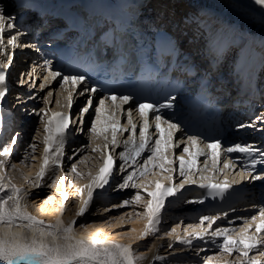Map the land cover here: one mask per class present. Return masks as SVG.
<instances>
[{"label": "snow or ice", "instance_id": "obj_1", "mask_svg": "<svg viewBox=\"0 0 264 264\" xmlns=\"http://www.w3.org/2000/svg\"><path fill=\"white\" fill-rule=\"evenodd\" d=\"M255 3L264 6V0H255ZM10 16L5 15V9L0 6V43L3 42L6 28L15 27L12 23H6L11 20ZM17 37L12 35L8 40L13 48L17 47ZM12 64L11 57L7 60V65L0 63V102L4 101L7 94L6 73L4 68ZM45 64L50 68L51 62L45 61ZM35 71V69H33ZM61 79L60 88L67 92L66 103L67 107L71 108L73 104V92L76 88L85 81V76L81 74L62 75L59 71H49L44 77V87L51 81ZM35 86V85H33ZM96 88L81 89L79 95L84 96L86 92H95ZM52 92H48L45 98V108L40 109L36 114L40 116L41 124L44 128V136L42 140L43 157L39 171L36 173L35 179L32 181L33 187H42L44 178L47 173L52 170L63 172V158L65 155V146L68 139V129L70 127V116L67 112H51L47 109L50 103ZM32 97H29L31 99ZM133 99L130 94H121L119 97L105 96L100 99L98 106L93 105L91 97H87L84 106L80 108V123H83V115L93 108L95 118L89 129L90 141L95 144L92 148L93 152L100 153L104 156L105 150L110 146L119 147L117 143V132H128L130 135L123 141L125 148L119 153L122 164L117 171L126 172L124 165L136 167L122 176V183L118 184L121 189L134 188L137 192L131 199H125L120 205L115 207H126L129 205H143L142 212H135L136 218L143 217L147 220L145 229L140 235V239L154 235L159 231V223L161 220L162 210L165 207V201L168 197L176 196L185 185H198L201 189L209 190L208 195L213 198L219 196L224 198L225 194L231 189L232 184L225 179L223 183H213L212 177L200 176L199 181L194 179V170L197 168V161L200 157H204V169L208 172L216 171L223 175L224 169H232L235 163L234 160H221V141L215 139L204 144V151L200 148L201 138L198 135H186V140L176 138V133L181 131L180 123L173 122L172 118H165L162 114L163 109H171V97L164 103H138L134 104L126 110L123 105H127ZM111 100L115 105V111L105 115V101ZM118 101V103H117ZM59 106L60 101H56ZM136 111L142 119V125L139 129L137 137V124L133 120V111ZM51 112V115L49 113ZM124 114L127 121V126H121L120 115ZM155 123V132L160 133V137L152 140L149 135L151 124L149 115ZM166 128L162 130L161 126ZM246 127V125H240ZM3 129V118L0 117V131ZM83 131V129H80ZM110 132V136L106 135ZM166 133V135H165ZM18 135V134H17ZM39 130L36 131V137H39ZM176 138V143L173 140ZM103 139L105 143L98 144L97 140ZM17 137L14 136L11 142L2 146L0 150V193L7 191L6 195H0V261L5 264H19L21 261L27 264H139V261L145 257L137 256L131 244H121L115 241L109 242L94 238H85L78 236L75 231L76 220L72 219L68 223L63 220L65 212L64 205L58 209L60 215L54 223H47L42 219L33 216L28 211V192L12 183V177L8 175L7 168L10 166L13 170L17 169V164L11 163L9 160L12 154V145L16 144ZM185 146L176 159L179 160L178 167H173L174 160L167 154L172 152L174 148ZM87 147V145H86ZM31 151L25 153L21 163L28 165L29 160H35L34 153L38 148L35 142L29 145ZM195 148V151H193ZM149 154L138 162V158L145 152ZM260 154V159L253 157L254 153ZM223 153L227 156L232 153H241L251 159V163L242 169L239 173L241 179L250 177L252 180L264 179V175H253L252 170L257 164H264V150L254 148L252 145L234 144L223 148ZM185 155L189 159H185ZM71 159V157H70ZM88 157H82L79 161L72 163L70 170L64 173L65 177L74 175L77 178H85L77 163L84 164ZM209 161L211 165L209 166ZM114 160L109 151L106 158L103 160V166L99 172L91 176V182L83 188L78 189L81 196V204L76 210L75 216L81 217L88 212L89 206L93 201V194L96 189H103L109 183L113 173ZM222 165V166H221ZM219 166V167H218ZM156 169L160 173H166L165 179L171 181L169 184H163L161 180H150L148 177L156 176ZM173 173H178L182 179L177 183L173 177ZM60 179L57 175L49 187H55L56 181ZM85 189H87V198H84ZM139 189H143L149 199H145ZM151 189V190H150ZM60 196L66 201L68 193L60 192ZM51 199V197H49ZM188 203H203L204 200L186 201ZM227 217L228 213L222 214ZM119 219H124L120 217ZM221 219V215H202L199 217L198 224H189L186 231V236L179 237L181 243L191 244L193 239L205 240L211 239L215 242L221 239L217 245L218 252L215 256L207 257L205 264H264V207L258 209L257 214L245 219L242 225L238 228L220 227L217 221ZM213 225H217L213 228ZM85 227V225H81ZM135 232V229H131ZM176 233V228H172L167 235ZM256 253V255H250ZM232 257V259H228ZM260 257V258H258ZM162 259V257H156Z\"/></svg>", "mask_w": 264, "mask_h": 264}, {"label": "bare ground", "instance_id": "obj_2", "mask_svg": "<svg viewBox=\"0 0 264 264\" xmlns=\"http://www.w3.org/2000/svg\"><path fill=\"white\" fill-rule=\"evenodd\" d=\"M197 1H200V3L193 5L192 0H189L188 3H184V1L179 3V0H174V1L165 0L164 5L167 10H174V16L177 18L176 23L178 25L186 24L188 29L193 28L191 29L192 31L194 30L201 31L205 28L209 36L215 33L219 37V39H221L223 35H227L230 31H232L230 30V28H233V32H232V35L234 34L233 41L239 42V44L242 46V51L249 53L250 59L253 60L255 65L261 64L264 62V6L256 4L255 0H197ZM181 10H183L182 13H187V14L185 15L179 14ZM184 17L190 18L189 21H192L193 18H196L197 21L196 23L189 24L187 20H184ZM202 19H204V23H205L204 27L203 25H199ZM201 33H204V32H201ZM2 103L3 101L0 103V114L3 110ZM258 113L259 112H257V114ZM258 121L259 123H264V121L260 119H258ZM39 132H40V135L39 137L36 138V140H39L40 144L38 146V151L34 153V156L36 157V159L29 160L28 165H27L28 167L27 169H29L34 174L33 177H35L36 173L39 171L40 164L42 163V160L40 159V157H43L44 146L41 142L43 135H41L42 132L40 131V129H39ZM31 140L32 139H29V144H31ZM24 142L25 140L23 136L21 138H18L16 144L12 145V154L10 158L11 160L16 161L17 159H20V160L23 159L22 153H20L21 151L20 149L24 148L25 146L19 147L18 145L24 144ZM96 143L100 144V140H97ZM3 145H7V144H3ZM3 145H0L1 150H2ZM92 146L95 147L94 144ZM14 151H16V155H18L17 158L12 157L14 155L13 154ZM91 152H93L91 149H85L83 152L78 153L74 158H71V159L70 157H72V154L67 155V157L63 159V169L67 168L69 171L72 163L77 162L75 161L76 158L82 157V156L88 157V155L92 154ZM167 154L170 156L171 152ZM0 158H3V157H0ZM99 158H101L100 153H98L96 156L97 161ZM78 164L79 163H77V167L79 169ZM155 171L157 174H159L158 173L159 169H156ZM94 172L95 170L93 171V174ZM52 173H53V176L50 179L53 180L57 175H59L61 179L56 181V186L52 188L51 190L52 194L50 196L51 199L48 198L45 201H43L40 204V206H36V203L31 201V198L28 194V198H27L28 211L33 216H36L37 218L42 219L47 223H54L57 217L60 215V213L58 212V209L61 207V205H64L65 212L62 218L65 221V223H68L72 219L76 220L75 231L78 236H82L85 238L106 240L108 233H110L107 231L110 230L111 228H114V230H116L118 227L116 225L120 224L119 222H122L123 220L118 219L117 223L115 222L110 223V225L107 226L105 229L103 227L105 226V224H108L107 223L108 220L105 219L106 216L101 217L102 219H100L99 221H96L95 223H91L89 221H91V219L94 218L93 215L95 214V211L98 210L97 209L98 206H96L97 201H99L98 204L101 205L99 206L101 207V209H104L105 211H114V209L116 208L115 207L116 205L113 204V202H111L113 200V197L109 198V196H107L104 199H100V200L96 199L97 201L92 203L91 208L88 210L87 213H85L84 216L76 217L75 216L76 210L81 204V196L78 193V189L83 188L86 184H88L89 182L88 178H90L91 176H85V178H77L74 175H72L74 176V178L78 179L76 183V188L73 189L70 186H67V184L66 185L64 184L63 172L52 170ZM161 175L166 176L167 174L160 173L155 178ZM49 176L50 175L48 172L45 178H49ZM153 177L154 176H152V178ZM152 178L151 180H153ZM28 181H30L29 183L30 185H32L33 179L28 180ZM22 182L23 181L21 180L20 183L18 184V187L23 186ZM50 183H52V181ZM23 189L27 190V188H23ZM127 190L128 188H124V193H126ZM62 191H66L68 193V200L65 201L60 196V192ZM97 191L98 189L95 191V193ZM139 191L141 192L142 195H144L145 199H149V197H147V194L144 192L143 189H139ZM102 194H103L102 191H100V193L96 195H102ZM0 195H3V193H0ZM84 198H87L86 189L84 193ZM108 198H109V201L104 202ZM38 199H41V197H37V200ZM37 207H41L42 209L39 212V214H34L32 212V209H35ZM45 209H49V212H46ZM163 213L165 214L167 221H170V218H173V220L174 219L182 220L180 222L184 223L185 229H187L189 224H198L199 220L197 219H199V217L204 215V214H198V211L194 208L188 211L187 217L185 218H182V216L180 217L177 216L178 218H174L172 215L166 214L164 212V209L162 210V214ZM112 214L114 213H111V215ZM248 218L249 217H247L246 219ZM130 219H131V224H132L131 229H135L136 231L133 232L130 229L127 232L128 238H124V240L125 239L126 240L121 241L120 243L121 244H131L137 256L145 257L144 259L139 261V264H199L200 263L199 258L194 256L195 254L193 253L195 250L200 251L198 254L207 253L209 251L218 249L217 245L220 242H222L221 239H217L215 242H213L211 239L206 237L205 240L193 239L192 243L189 245V244L181 243L179 238L178 239L171 238L169 235H162V236L157 235L156 236V234L154 235L150 234L148 237L141 239L142 241L140 242L142 243L143 247L141 245V248L139 249L137 247H134V244L139 243V239H140L139 237L146 227L147 220L143 217L136 218L134 215ZM230 221L231 220H227L225 222L221 221L222 223L220 222L221 224L219 223L218 224L220 227L229 228V226H227L226 223ZM170 222H171L170 225L174 223V228H176L178 232H180V229L183 228V225H181V223H177V220L170 221ZM81 225H85V227H81ZM217 225H214L213 228H215ZM241 225L242 224H237V225L232 224L230 228H238ZM99 227L103 228L104 230L100 231ZM185 229L182 230V232L185 231ZM117 235L119 234L117 233ZM184 235H186V231L185 233L178 234L179 237L184 236ZM132 242H134V244ZM252 255H256V253H252ZM156 257H162V259H157ZM228 259H232V257H228ZM185 260H188V261H185ZM0 264H5V262L0 261ZM20 264H27V263H20Z\"/></svg>", "mask_w": 264, "mask_h": 264}, {"label": "rangeland", "instance_id": "obj_3", "mask_svg": "<svg viewBox=\"0 0 264 264\" xmlns=\"http://www.w3.org/2000/svg\"><path fill=\"white\" fill-rule=\"evenodd\" d=\"M36 138L37 137L35 135V142L38 143V146H39V144H40L39 140H36ZM33 141L34 140H31V143H33ZM29 145H30L29 141L27 142V144H26V141H25L24 144L22 145V146H25L23 149L22 148L20 149L21 150L20 153H22V158L25 156L26 152L31 151L30 148H29ZM93 147L94 146H91L90 149L92 150ZM37 151H38V148H37L36 152ZM14 153L15 154L12 157L17 158L18 155H16V151H14ZM91 153L92 154L88 155V160L84 164H78L79 170L84 173V176H88L87 174L89 172L93 173V171H94V167H95L94 166V162L97 161L96 156H97L98 153L97 152H91ZM82 157L76 158L75 161H79ZM11 163H17V169L16 170H13L10 166L7 168L8 175H10L12 177V183H14L16 186H18V184L22 180L23 181L22 182V185H23L22 187L23 188H27L26 191L28 192V194H29V196L31 198V201L35 202L36 206H40V204L43 201H45L46 199H48L51 196V194H52L51 190L54 187H49L48 186V185L51 184L50 182L52 181V179H50L53 176L52 171H49V175H50L49 178H44V181H43L44 182L43 183L44 186H42V187H33L32 185H30V183H29L30 181H28V180H31V179L34 180L35 177H33L34 174L29 169H27L28 167L25 164L21 163L20 159H17L16 161L10 159L9 160V165ZM63 171H65V173H66V172H68V169L65 168V169H63ZM158 173L160 174V171H158ZM63 174H64V172H63ZM156 176H154L153 178H152V176L148 177V178H150V180H151V178L154 179ZM77 180L78 179L74 178V176H72L71 174L68 175L67 177H65V175H64V178H63L64 184L65 185L67 184V186H70L73 189L76 188ZM22 187H20V188H22ZM136 192H137V189L128 188L126 193H120L117 197L114 196L113 200L111 202H113V204H115V205H120L123 200L131 199V197ZM6 194H7V191L3 192V195H6ZM123 194H125V195H123ZM37 197H41V199L37 200ZM121 197H122V199H121ZM41 209H42L41 207H37L35 209H32V212L34 214H39ZM97 209L98 210H96L95 214L93 215L94 218L91 219V221H89V222L95 223L96 221H99L100 219H102L101 217H105L106 216L105 219L108 220V222H107L108 224H105V226L103 227L104 229L107 226H109L110 223H113V222L117 223V220L120 217H122V216L124 217V219H122L123 221L119 222L120 224L116 225V226H118L116 230H114V228H111L110 230L107 231V232H110V233H108V236L106 237L105 241H111V242L115 241L117 243H120L121 241H125L126 239L124 240V238H128L127 232L132 228V224H131V219L130 218H132L134 213L138 212V211L142 212L144 210L142 204L141 205L133 204V205H129V206H126V207H116L114 209V211H105L104 209H101V207L100 208L98 207ZM45 210H46V212H49V209H45ZM111 213H114V214L111 215ZM174 220H177V223H181V225H183V228L180 229V232H178V230H176L175 234H173L171 236L169 235V236L171 238L178 239L179 238V236H178L179 233H185V231L182 232V230L185 229V226H184V223L180 222L182 220H180V219H174ZM102 222H103V220H102ZM160 223L158 225L159 231L155 233L156 236L157 235H160V236L167 235V233L170 232L172 228H174V223L172 225H170V223H167V222H164L161 225H160ZM177 223H175V224H177ZM103 228L99 227V230L100 231L104 230ZM112 230H114V231H112ZM117 233L119 235H117ZM184 236H186V235H184ZM140 241H142V240L139 239V243H136V244H134V242H132L134 244V247H137V248L140 249L141 245H142V243ZM142 247H143V245H142ZM198 251L199 250H195L193 252L195 254L194 256L199 258V261H200L199 264H203V263H205L207 257L215 256L217 254V252H218V249L213 250V251H209L207 253H201V254H198L200 252V251L199 252ZM185 261H188V260H185ZM190 262H192V261H190Z\"/></svg>", "mask_w": 264, "mask_h": 264}]
</instances>
